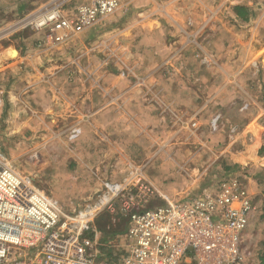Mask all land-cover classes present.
<instances>
[{
	"label": "crops",
	"instance_id": "crops-1",
	"mask_svg": "<svg viewBox=\"0 0 264 264\" xmlns=\"http://www.w3.org/2000/svg\"><path fill=\"white\" fill-rule=\"evenodd\" d=\"M17 1L0 0V20L12 21L33 4ZM261 3L238 4L231 18L251 23L252 34L259 36L264 30V10L256 11L254 6ZM239 12L245 13L244 18ZM95 29L51 49L44 32H20L0 43V114L6 129L46 131L42 134L46 140L56 134L54 138L63 144V158L69 132L79 129L68 152L82 167L86 163L93 173L90 178L111 180L118 177L123 160L153 157L160 151L154 144L167 138L168 129L181 127L185 142L200 149L183 168L185 187L178 191L170 184L174 191H161L156 207L166 201L200 199L224 178L236 181L253 207L247 234L259 240L254 250L244 251L241 264H261L264 42L248 41L240 31L224 27L220 32H205L211 36L203 40L202 35L200 43L185 41L174 48L162 45L160 30L134 42L121 31L113 33L117 36L109 31L89 36ZM111 37L113 42L95 43ZM49 60L59 66L58 71L49 73ZM61 63L71 64V77H65ZM215 115L220 118L213 126ZM233 128L236 132L231 133ZM29 135L28 139L36 137ZM173 138L172 134L168 140ZM172 176L182 181L179 171L173 169Z\"/></svg>",
	"mask_w": 264,
	"mask_h": 264
},
{
	"label": "built area",
	"instance_id": "built-area-1",
	"mask_svg": "<svg viewBox=\"0 0 264 264\" xmlns=\"http://www.w3.org/2000/svg\"><path fill=\"white\" fill-rule=\"evenodd\" d=\"M130 0H42L0 31L44 32L61 43L115 15ZM220 116L215 115L216 126ZM236 132V128L231 133ZM79 129L69 132L73 142ZM134 171L128 181L104 180L94 197L66 212L0 150V264H241L242 235L253 207L236 181L224 178L200 199L144 209L153 189ZM120 202L125 230L96 227ZM136 211V212H132Z\"/></svg>",
	"mask_w": 264,
	"mask_h": 264
},
{
	"label": "rangeland",
	"instance_id": "rangeland-1",
	"mask_svg": "<svg viewBox=\"0 0 264 264\" xmlns=\"http://www.w3.org/2000/svg\"><path fill=\"white\" fill-rule=\"evenodd\" d=\"M37 1L30 0V3H33L30 9L40 4V0ZM257 1L263 3L258 4L257 7L254 6L255 10L263 11L264 0ZM17 2L21 5L23 4L20 0ZM246 3L247 0H130L115 15L96 24L95 32L89 36L98 37L102 32L107 31L117 36L113 33L121 31L125 33L123 35L127 37V40L132 39L136 42L160 30L159 39L163 41L162 45L169 44L174 48H178L185 41L189 44L200 43L202 42L200 39L202 35H204L202 39L205 40L207 36H211V30L215 29L220 32L224 27H227L240 31L243 34L242 37L248 41L262 43L264 42V30L259 32L261 35L255 36V34H252L253 30L251 31L253 29L251 23H240L231 18L233 8L238 4ZM22 11L17 13L15 18L25 12V10ZM12 21L0 20V31L10 25ZM140 32L147 33V35ZM205 32L210 34H205ZM79 34H71L61 43H55L50 39V41H46L48 49L55 48L63 43H69L72 38ZM15 35L17 34L1 38L0 43L2 44L3 41ZM91 37H88L87 40L85 39L84 43L87 44ZM115 41H118V39H115ZM107 42H113V38L104 40L100 38L95 43L104 44ZM58 62L60 63L61 61L59 60ZM48 64L50 66L48 69L50 70L49 73H52L55 69L56 71L59 70V66L55 65L53 61L49 60ZM61 66V70H66L65 77L73 75L71 64L65 63V65L62 64ZM83 74L82 72V76ZM2 118L3 115L0 114V150L9 157L21 173L32 177L37 188L57 199L66 212L77 209L94 197L101 189L102 182L107 178H97L95 175L90 178L93 173L88 172L86 163L82 167L81 163H77L75 157L68 152L74 146L76 140L75 142L68 141L67 146L64 147L67 150V155H64L63 158V144L61 141H57L56 137L54 138L56 134H51L49 136L51 138L46 140L45 136L47 135H42L46 131L29 130L28 132L22 130L17 132L8 130ZM30 133L36 137L28 139ZM172 134L174 138L168 140ZM185 135L186 133L181 127L168 129L167 138L163 137L154 144L155 150L157 148L160 149L157 154L146 158V160L135 158L127 162L123 160L121 162L123 167L118 172V177L116 176L110 181H128L137 169L136 172L141 174L143 181L152 187L154 193L143 208L156 207L163 191H174L170 184L177 187L178 191L185 187L186 181L185 175L182 173L183 168L188 165L189 161L187 159L192 153L194 151L199 152L200 149L198 145L191 146L187 144ZM174 159L177 161L174 162ZM194 164L196 166L200 165L199 163ZM79 166L82 168L81 170L78 169ZM181 166L182 168L179 169ZM173 169L181 173L182 181L171 178L173 177ZM123 210L122 203H115L111 213H103L97 219L96 226L105 230H111L117 225L125 228L128 220L127 215L130 212L125 213ZM257 243H259L257 236L252 233L250 237L247 234V230H245L242 235V250H254Z\"/></svg>",
	"mask_w": 264,
	"mask_h": 264
},
{
	"label": "trees",
	"instance_id": "trees-1",
	"mask_svg": "<svg viewBox=\"0 0 264 264\" xmlns=\"http://www.w3.org/2000/svg\"><path fill=\"white\" fill-rule=\"evenodd\" d=\"M238 14H239L240 17L244 18V14L245 13L243 14L242 12H239ZM98 229L100 231H102L105 235H108V234H112L113 235V234H116V233L123 232L125 230V228H121L119 225L115 226L114 228H111V230H109V229L105 230V229H102V228H98ZM260 260H261V264H264V255L261 256Z\"/></svg>",
	"mask_w": 264,
	"mask_h": 264
}]
</instances>
